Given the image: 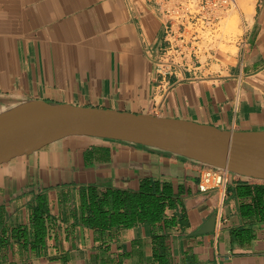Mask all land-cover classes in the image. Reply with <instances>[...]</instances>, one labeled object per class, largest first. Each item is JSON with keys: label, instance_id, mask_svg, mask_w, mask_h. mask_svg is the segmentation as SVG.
I'll use <instances>...</instances> for the list:
<instances>
[{"label": "crops", "instance_id": "1", "mask_svg": "<svg viewBox=\"0 0 264 264\" xmlns=\"http://www.w3.org/2000/svg\"><path fill=\"white\" fill-rule=\"evenodd\" d=\"M236 1L237 51L208 39L219 68L188 55L163 82V4L0 0V113L40 99L264 130V0ZM202 167L89 135L1 163L0 264H264V180L202 190Z\"/></svg>", "mask_w": 264, "mask_h": 264}, {"label": "water", "instance_id": "2", "mask_svg": "<svg viewBox=\"0 0 264 264\" xmlns=\"http://www.w3.org/2000/svg\"><path fill=\"white\" fill-rule=\"evenodd\" d=\"M38 104L42 109H27ZM70 135L156 147L264 180V130L236 131L148 113L27 100L0 113V164Z\"/></svg>", "mask_w": 264, "mask_h": 264}, {"label": "built area", "instance_id": "3", "mask_svg": "<svg viewBox=\"0 0 264 264\" xmlns=\"http://www.w3.org/2000/svg\"><path fill=\"white\" fill-rule=\"evenodd\" d=\"M168 14L167 38L163 57L157 63L162 81H168L175 67L188 55L206 52L205 42L213 29L229 14L236 0H155ZM203 43V44H202ZM230 172L214 166L201 168L200 187L208 190L228 183Z\"/></svg>", "mask_w": 264, "mask_h": 264}, {"label": "rangeland", "instance_id": "4", "mask_svg": "<svg viewBox=\"0 0 264 264\" xmlns=\"http://www.w3.org/2000/svg\"><path fill=\"white\" fill-rule=\"evenodd\" d=\"M243 1L239 0L238 4L241 6ZM249 14L246 10H244ZM238 17L239 21L234 22V18ZM243 17L238 7H234L227 16L224 17L222 21L219 22L217 27L213 29L210 33L209 39L212 41L210 44V49L212 51H231L236 52L239 38L243 35ZM194 61L198 64H203L204 66L219 68V62L224 61L227 55H193Z\"/></svg>", "mask_w": 264, "mask_h": 264}, {"label": "bare ground", "instance_id": "5", "mask_svg": "<svg viewBox=\"0 0 264 264\" xmlns=\"http://www.w3.org/2000/svg\"><path fill=\"white\" fill-rule=\"evenodd\" d=\"M241 6L244 7V10H246L248 13L250 12V7L247 5V3L245 2H242L241 3ZM239 21V18L238 17H235L234 18V22H238ZM27 109H42V106L38 105V104H30Z\"/></svg>", "mask_w": 264, "mask_h": 264}]
</instances>
